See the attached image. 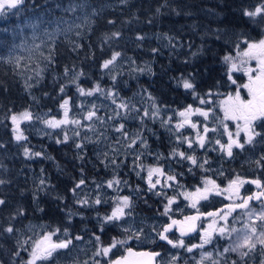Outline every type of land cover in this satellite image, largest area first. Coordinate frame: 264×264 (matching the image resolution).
<instances>
[{
  "label": "snow or ice",
  "instance_id": "obj_1",
  "mask_svg": "<svg viewBox=\"0 0 264 264\" xmlns=\"http://www.w3.org/2000/svg\"><path fill=\"white\" fill-rule=\"evenodd\" d=\"M124 2L125 0H121V3ZM25 3L26 0H0V14L8 11L19 12ZM33 7L36 5L33 4ZM57 7L62 6L58 5ZM89 7L92 9L91 18L87 14ZM64 11L65 13L84 11V22L92 31H94L92 18L100 15V11L95 6L89 5L88 0H70L69 7L64 8ZM156 11L160 12V7ZM240 15L249 22L253 30H258L259 38L255 39L246 32H234L229 37L232 47L222 57L221 62L225 67L226 79L221 82V87L227 85L231 89L234 86L235 91L229 90L227 93H222L213 92L210 89L202 96L197 92V85L191 74L188 76L181 74L174 78L176 88H182L191 94L194 101H198V106L188 104L182 109H176L167 119L161 115L163 111L168 110L167 106L161 107L151 97V94L148 96V99L152 101L151 106L141 109L136 104L122 99L114 87L104 88L99 82L93 83L89 88L83 87L81 78L85 77L86 73L83 70H78L75 65L64 68V77L75 86L79 97L85 99L103 97L105 101H110L108 107L111 109V114L100 115L102 107L92 101L88 102L90 106H86L81 100L80 104L75 105L80 109L81 114L78 118L72 117L70 113L74 101L72 97L65 94L67 87L65 84L59 86V92L65 94L60 97L59 108L63 112L61 118L40 117L31 110V107L19 112L15 111L14 106L8 109L6 119L11 124L12 139L23 148L25 159L44 156L42 152H34L27 146L28 137L22 128L25 123L31 125L38 122L47 129L63 132V139L59 138V132L56 133L58 138L55 142L57 144L74 142L79 159L84 160L83 153L87 144L98 145L109 139L104 133H99L93 140L87 136V132L95 134L96 125H104L107 128L111 122V128L117 135L111 137L112 143L106 145L104 151L100 153L102 156V159L99 160L100 164L105 167L110 165L113 170L121 166L127 167V155H132L131 170L136 171L139 168L140 171H137L136 175L145 181L148 192L161 196L166 201L161 213V216L166 220L163 224H153L151 232L133 220L135 207L133 195H117L112 200L111 210L100 215L99 206L108 203L101 192L105 189L118 190L122 185L128 186V182L122 180L119 175H113L103 183H96L95 192L78 197L79 190L87 184L83 175L84 169L81 168V178L71 189L73 196L77 197L74 204L79 209H94L97 212L96 220L99 225V232L94 231L91 236L93 251L90 262L85 260L84 264H160L163 261L164 254L162 252L134 251L130 246H127L129 241L143 242L147 239H151L153 242H165L171 249L176 250L169 253L170 258L163 264H180L181 251L193 254L200 249L204 251L200 252L195 264H250V262L256 264L257 260L259 264H264V154L253 161L256 171L260 174L252 177L239 173L229 175L223 167L215 169V175H209L213 171L212 161L207 155L203 159L197 155V149H199L206 154L218 152L221 160L225 158L232 160L235 158L236 150L243 152L249 147L255 148L257 144L264 143V0H255L254 3L242 5ZM36 20L38 23L31 24L33 29L31 39L41 41L34 44V48L40 52V56L47 63L44 67H40L38 64V70L34 71V75L26 78L25 87L29 91L34 85L40 83L45 71L55 63L54 48H50L47 56L43 54V48L54 40L55 33L45 31L44 35L48 37V40H43L37 33L41 30L44 22L40 20L39 16H36ZM107 24L114 26L115 21L108 19ZM82 27L83 25L75 23L69 25L66 30L57 26L56 31L72 32L75 28L76 36L82 40L83 35L80 31ZM121 35L119 30L106 33L101 39V44H111L117 41ZM224 35L228 34L224 33ZM164 38L168 39L169 44H172V37L165 35ZM144 39L143 35L136 36L137 41ZM172 46L175 47V45ZM82 47V43L72 42L71 50L78 53ZM151 51L155 54L159 49L153 48ZM14 53L15 49L10 48L7 57L0 55V64L11 65L19 73L21 68L27 66L22 65L21 57ZM122 56L121 51H111V55L102 59L99 64L101 71L111 73ZM88 58L85 57V59ZM91 58L95 59L94 51ZM133 63L135 62L133 61ZM148 70L150 71V69ZM235 73H242L246 77V81L242 84L238 83L234 77ZM111 79L115 82L116 75H112ZM5 91L8 89L3 83H0V92ZM245 91L246 96L243 94ZM217 97L220 98L217 100ZM33 99L35 100L34 97ZM217 109H219V113H222V116L217 113ZM133 113L132 118H139L141 123L147 118H151L153 121L159 119L161 126L175 138L176 146L172 148L167 159L174 160L180 165L187 162L189 173H194L196 169L201 170L203 175L193 189L186 190L181 185L180 177L184 173L168 171L166 166L161 163L144 168L142 163L144 155H154L158 161L161 157L160 154H153L150 151H136L137 148L147 150L148 143L143 134H132L126 130L124 121L129 118V114ZM177 117L178 119H176ZM193 117L202 119L194 120ZM230 122L235 127L234 131L230 127ZM188 128L194 131V137L184 135V131ZM68 130L72 131V136L69 135ZM185 145L187 146L186 150H184ZM121 147L126 151L124 160L119 159ZM2 148H4V144L0 143V149ZM145 171L146 176H142L141 173ZM216 176L223 179L218 182ZM225 180L226 184L223 183ZM11 183V180L0 177V186ZM39 185L41 189L45 186L43 178ZM245 185L254 186L255 191L244 195L242 189H245ZM165 189L171 190L175 194L168 195ZM177 189L180 191L177 192ZM133 191L136 195H140L142 192L139 186ZM180 196L188 202V207L196 210L195 215H185L182 219L173 215L175 211H182L178 207ZM214 197H221L229 203L213 211L201 212L198 205L202 201H209ZM173 205L177 207L174 209ZM5 210H7L6 214ZM40 210L43 211V209ZM26 215V209L13 207L9 204L6 196L0 195V240L14 241L8 252L11 264H63L64 260L70 257L72 249L76 246L75 242L84 239L79 234L72 236L67 227L63 229L60 227L48 228L38 234L25 235L17 225ZM75 215H80V213L73 212L72 209L66 210V219L69 224ZM205 222H207L206 227H202ZM236 223L242 224V227H235ZM108 226L119 228L121 231L111 239L110 243L105 244L101 237ZM197 231L200 235L199 242L191 245L186 244L184 238ZM175 232L179 233V238L174 240L171 236ZM61 236L63 238H60ZM221 240L227 241L222 249L216 247L217 242ZM206 246L212 247L214 251H208ZM120 248L124 249L125 254L113 259L110 253L113 252V249ZM230 257L232 258L230 259ZM0 264H7V261L3 259L2 249H0ZM73 264H80V262L73 260Z\"/></svg>",
  "mask_w": 264,
  "mask_h": 264
},
{
  "label": "trees",
  "instance_id": "obj_2",
  "mask_svg": "<svg viewBox=\"0 0 264 264\" xmlns=\"http://www.w3.org/2000/svg\"><path fill=\"white\" fill-rule=\"evenodd\" d=\"M254 2L255 0H125L121 3V0H88L89 5L100 11L99 16L92 18L94 31L85 24L84 11L65 13L64 8L69 7L70 0H26L19 12L0 14V55L5 57L9 49H15L21 40H31V24L38 23L36 16L44 22L38 36L47 41L48 37L44 32L55 33L54 40L43 48L47 55L50 48H54L55 63L30 91L26 90L27 77L22 68L17 73L13 66L0 64V83L8 89L0 92V143L4 144V148L0 149V177L12 182L10 185L0 186V195L6 196L13 207L26 209L27 215L21 218L17 227L25 235H31L32 230L37 227L44 230L67 227L72 236L82 235L87 244L92 243V233L99 232L97 212L94 209H79L74 204L77 197L71 192L81 178V168L84 169L83 175L87 180L84 187L86 189L96 183H103L113 175H119L122 180L127 181L128 186H121V194L133 195L135 213L147 218L161 216L165 200L148 192L142 179L131 170V155H127V167L121 166L113 170L110 165L105 167L100 164L98 145L87 144L83 153L85 159L81 160L74 142L57 144L55 141L58 137L40 136L29 130L25 131L27 146L34 152H42L44 156L25 159L23 148L12 139L11 124L6 119L9 108L14 106L15 111L19 112L31 107L38 116L43 113L58 115L61 95L72 97L76 89L64 77V68L73 65L86 73L81 78L85 88L99 82L104 88L114 87L124 100L134 101L141 96L152 103L148 99L151 94L161 107L167 106L168 110L182 109L187 104L196 102L191 94L182 88H176L174 78L181 74H191L197 85V92L202 96L210 89L213 92L227 93L233 88L229 89L227 85L221 87V82L226 79L222 57L232 47L229 43L232 33L246 32L255 39L259 38L258 30H253L249 22L240 15L242 5ZM58 5L62 7H57ZM158 7L160 12L156 11ZM91 10V7L87 9L90 18ZM108 19L114 20L115 25H108ZM75 23L83 25L80 30L82 40L76 36L75 28L72 32L56 31L57 26L66 30ZM117 30L122 33L117 41L101 44L104 34ZM138 34L145 39L137 41ZM165 35L173 38L172 44L164 38ZM72 42L82 43L83 47L78 53L71 50ZM153 48H158L159 51L154 54L151 51ZM113 50L121 51L123 56L119 60L129 62L138 70L123 65V69L116 67L111 73L102 72L99 64ZM93 51L95 59L91 58ZM46 63L45 61L44 66ZM33 75L34 73L29 76ZM112 75L117 77L115 82L111 79ZM61 84L67 85L65 94L59 92ZM129 115L130 120L125 122L126 130L129 128V133L143 134L148 143V149L137 148L139 152H159L163 156L162 164L171 163L172 160L167 157L176 144L171 143L167 129L157 120L147 118L141 123L139 118H132L134 113ZM125 155V149L121 148L119 159L124 160ZM144 157L146 162L151 163L150 155L146 154ZM184 163L177 164L178 172L184 173L180 181L192 183ZM42 178L45 186L41 189L39 182ZM137 186L142 190L140 195L133 191ZM111 205L108 201L106 205L99 206V214L108 212ZM67 209L80 213L73 217L71 224L66 219ZM119 233L116 228L108 226L101 239L107 244ZM13 243L12 240H0V249L3 250V259L7 264H11L8 252ZM152 244L144 245L154 250ZM157 247L165 254L170 249L169 246L160 244Z\"/></svg>",
  "mask_w": 264,
  "mask_h": 264
},
{
  "label": "rangeland",
  "instance_id": "obj_3",
  "mask_svg": "<svg viewBox=\"0 0 264 264\" xmlns=\"http://www.w3.org/2000/svg\"><path fill=\"white\" fill-rule=\"evenodd\" d=\"M32 35H33V30L30 32V36L31 37H32ZM39 41H40L39 39L36 40V41H33L32 39L28 40V41L21 40V42H19V45H17V47L15 48V53L14 54L16 56L21 57L22 65H26L27 66L26 68H22L25 71L26 77H29V75L33 74L35 70H38L37 69V65L38 64H39L40 67L44 66V62L45 61L43 60V57H41L40 56V52L35 50V48H34V44L40 43ZM43 54H44V56H47V54L44 51H43ZM123 65H129L130 69L138 70L135 66L131 65L129 62H126L124 60H119V62L117 63V65L114 68L117 67V68L123 69ZM114 68H113V70H114ZM72 98H73V101H74V104L72 106V110H71V113H70V115L72 117H77L78 118L79 115L81 114L80 113V109L75 107V105L80 104L81 100L84 101V104L86 106H90L88 102L92 101L93 103H96L98 106L102 107L103 110L100 112V115H105V113L111 114V109L108 107V105H110V101H105L103 99V97H99V98L89 97V98L85 99V98L79 97V95L77 94L76 89H75L74 90V95L72 96ZM128 101H130L133 104H136L141 109L149 108L151 106V102L147 101V99H145V98H143L141 96L138 97V99H136L134 101H131V100H128ZM174 110L175 109H172V110L169 109V110L163 111L161 113V115L163 116L164 119H167L169 116H171L173 114ZM57 114L58 115H54V116L57 117V118H61L63 116L62 110H59L57 112ZM48 116H53V115H49L48 113H43V114L40 115V117H44V118H46ZM193 118H195V117H193ZM196 118H198V120L202 119L200 117H196ZM176 119H178V117ZM128 120H130V115H129V118L126 121H124V123L128 122ZM156 120L159 121V124H160V120L159 119H156ZM125 127H126V123H125ZM22 128L24 129V132L32 130L33 132H35L36 135H40V136L47 135V136H56L57 137L56 133L59 132V130H55L54 131V130H51V129H47L42 124H40L38 122H35V123L31 124V125L25 123V124L22 125ZM96 129H97V131H96L95 134L93 132H87V136H89L93 140H95L96 135H99V133H104L105 136L109 137V139L106 140L104 143L98 144V147H99L98 148V154L100 155V153L104 151L105 146L106 145H110L112 143L111 137L116 136L117 134L111 128V122H109V125L107 126V128L104 125H96ZM164 129L166 130V128H164ZM68 131H69V135L72 136L73 135L72 131L71 130H68ZM127 131L129 132L130 129L128 128ZM191 132L195 135V133H194V131L192 129H191ZM48 133H52V134L49 135ZM171 137L173 138L172 140L175 143V138L173 136H171ZM59 138L63 139V132H59ZM121 148H123V147H121ZM136 151L139 152L138 149H136ZM156 154H158V153H156ZM150 156L152 157L151 163L146 162V158L145 157L142 159L143 160L142 163H143V166H144L145 169L148 166L157 164V159H155L154 155H150ZM131 157H132V155H131ZM100 158L102 159V156H100ZM130 164L133 165V158L130 160ZM137 171H140V169L137 168L136 171H133V172L136 174ZM141 175L142 176H146V171L141 173ZM191 176H192L193 179L191 178ZM191 179L193 180V182L186 184L185 187L183 186L184 189H186V190L193 189L200 181L199 178H195V176L190 174L189 180H191ZM220 179H222V177ZM142 181L145 183V181L143 179H142ZM145 185H146V183H145ZM95 191H96V185H92V186L88 187L87 189L86 188H82L81 190H79L77 196L78 197H82V196H84L86 194H91L92 192H95ZM165 191H167L168 195H174L175 194L171 190H168V189H165ZM179 191H180V189H177V192H179ZM122 192H123V189H121V187H120L118 190L105 189V190H103L101 192V194L104 195L105 198L107 199V201H109L112 204V200H113L114 197H116L117 195H125V194H121ZM155 196H157V195H155ZM159 198H161V196ZM165 203H166V201H165ZM187 204H188V202L184 201L182 196H180L178 198V206L186 207L185 205H187ZM176 207H177L176 205H173L174 209ZM110 210H111V207L109 208V211ZM133 220L137 224H142L143 226L146 227V230L148 232H151L152 225L153 224H160L159 220H161V218L159 216H157V215L154 216V217H151V218H147L146 216H144V215H142V214H140L138 212L135 213V211H134ZM206 223L207 222H205L202 227H206ZM234 226L237 227V228H240V227H242V224L236 223ZM116 229L119 232L121 231V229H119V228H116ZM42 231H46V230H44L43 228H40V227L34 228L32 230V234L31 235H33L34 233L38 234V233H40ZM197 237L198 238L194 242H190L188 245L198 243L199 240H200V235L198 234ZM60 238H63V237L61 236ZM53 239H56V237H53ZM149 240L150 239H147V240H144L143 242H137L135 240H132V241H129V242H132L135 245H137L138 243L140 245L147 244V243L151 244V243H149L150 242ZM86 242L87 241H84V240L81 241V242L80 241H76L75 242L76 246L72 249L70 257H68L66 260H64L63 264H73V260H78L80 262V264H84L85 260H89V262H90L91 253L93 251V242L90 243V244L89 243L87 244ZM110 242H111V240L108 241V243H110ZM226 244H227V241L221 240V241L217 242L216 247L222 249V247L225 246ZM206 248H207L208 251H214V249L212 247L206 246ZM171 251H176V250H173L171 248L168 249L167 252H166V254H167L166 256L167 257L163 261H167L170 258L169 253ZM201 251H204V250L203 249L197 250L193 254H188L186 252L181 251L180 252V256H181L180 264H195V260L199 258V255H200ZM231 258L232 257H230V259ZM250 264H251V262H250ZM256 264H259L258 260L256 261Z\"/></svg>",
  "mask_w": 264,
  "mask_h": 264
},
{
  "label": "flooded vegetation",
  "instance_id": "obj_4",
  "mask_svg": "<svg viewBox=\"0 0 264 264\" xmlns=\"http://www.w3.org/2000/svg\"><path fill=\"white\" fill-rule=\"evenodd\" d=\"M234 77L237 79L238 83H241L242 84V83H244L246 81V77H244L242 73H235L234 74ZM232 88L233 89L231 91H235L234 86ZM243 94L246 96L247 95L246 91ZM219 98L220 97H217L216 99L218 100ZM193 105L198 106V101H196ZM217 113L222 116V113H219V109H217ZM193 119L194 120H198V118H196V117L193 118ZM230 127H232L233 131L235 130V127H234V125L231 124V122H230ZM167 132H168V130H167ZM184 135H186V136L187 135H191L193 137L195 136L191 132V129L190 128H188V129H186L184 131ZM213 138H215V137H213ZM172 139L173 138L170 135V141H171V143L175 144ZM186 148H187V146L185 145L184 146V150H186ZM262 150H264V143L257 144L255 146V148L249 147V148H247L243 152H241L240 150H236L235 158L232 159V160H228L227 158L221 160V159H219V153L218 152H209V153L206 154V153H204L203 151H201L199 149H197V155L201 159H203L205 157V155H207L208 158L212 161V169H213V171L210 172L209 175H215V169L220 168V167H223L224 171L227 174H229V175H234L236 173H239V174L244 175V176H247V177H252V176H256V175H259L260 174V173H258L256 171L255 164H254L253 161L255 159H258L261 154H264V153H262ZM156 153L159 154V152H154L153 154H156ZM160 157L161 158H160L159 161L157 160V163H161L162 164V162H163V156L160 154ZM163 165L166 166V168H167L168 171L178 172V168L179 167L177 166L176 161H173L172 160L171 163H163ZM184 166L187 167V169L189 167L188 164H187V162L184 163ZM188 174H191V175H193V176H195L196 178H199V179L203 175V173L201 172L200 169H196L194 171V173H189L188 172ZM189 177H190V175H189ZM191 178H192V176H191ZM216 178H217V181H219V182L223 179V178L220 179L221 177H219V176H216ZM192 182H193V180H192ZM180 183L184 187L186 186V184H185L184 181H180ZM223 183L226 184L227 181L225 180V181H223ZM252 191H255V188L252 185H245V189H242V193L244 195H249V194H251ZM227 203H229V201L224 200L221 197H214V198L210 199L209 201H202L200 203V205H198V208H199V210L201 212H208V211H213L215 209L222 208L223 205L224 204H227ZM185 206L186 207L178 206L179 209H181L182 211H176L175 213H173V215L176 218L182 219L183 216H185V215H195L196 214V210L195 209H192V208L188 207V204L185 205ZM162 212H163V209H162ZM159 217H161V216L159 215ZM165 220H166L165 217L163 219L159 220L160 224H163ZM198 224H199V222H198ZM198 234H199V231H197V233L194 234V235L185 237L184 238L185 239V243L186 244H189L190 242H194L198 238L197 237ZM171 238L174 239V240L175 239H178L179 238V233L178 232H175L171 236ZM149 241H150L149 243H151V244L153 243L152 244L153 246H151L154 249L153 251H159V252H162L164 254L163 255V260H164L167 257L166 256L167 254H165V252H163L162 250H159L158 247H157V245L158 244L164 245V246H169V245H167L164 242H160V241L153 242L151 239ZM127 246H130L134 251H146V249H149V251H151V249L150 248H146V246L144 244L143 245H140L138 243L137 245H135L132 242H128V245ZM124 254H125V252H124V249L123 248L114 249L113 252L110 253V255L112 256L113 259H117L121 255H124ZM163 262L164 261H161L160 264H163Z\"/></svg>",
  "mask_w": 264,
  "mask_h": 264
},
{
  "label": "water",
  "instance_id": "obj_5",
  "mask_svg": "<svg viewBox=\"0 0 264 264\" xmlns=\"http://www.w3.org/2000/svg\"><path fill=\"white\" fill-rule=\"evenodd\" d=\"M197 232H194V233H191V234H189V236H191V235H194V234H196ZM160 242H162V241H160ZM165 243V242H164ZM146 251H149V250H146Z\"/></svg>",
  "mask_w": 264,
  "mask_h": 264
}]
</instances>
